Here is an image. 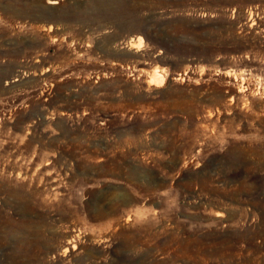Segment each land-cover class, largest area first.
<instances>
[{
    "label": "rangeland",
    "instance_id": "1",
    "mask_svg": "<svg viewBox=\"0 0 264 264\" xmlns=\"http://www.w3.org/2000/svg\"><path fill=\"white\" fill-rule=\"evenodd\" d=\"M57 1L0 0V264H264V0Z\"/></svg>",
    "mask_w": 264,
    "mask_h": 264
},
{
    "label": "bare ground",
    "instance_id": "2",
    "mask_svg": "<svg viewBox=\"0 0 264 264\" xmlns=\"http://www.w3.org/2000/svg\"><path fill=\"white\" fill-rule=\"evenodd\" d=\"M57 2H58L57 0H48V3H49V4H52V5H53V4H56ZM155 75H156V74H155ZM155 75L152 77V80H151V81H160V79H158V74L156 75L157 77H156ZM162 79H163V78H162ZM161 81H162V80H161Z\"/></svg>",
    "mask_w": 264,
    "mask_h": 264
},
{
    "label": "trees",
    "instance_id": "3",
    "mask_svg": "<svg viewBox=\"0 0 264 264\" xmlns=\"http://www.w3.org/2000/svg\"><path fill=\"white\" fill-rule=\"evenodd\" d=\"M147 39H148V41L150 42L149 38H147ZM151 41H152L153 44L156 43L157 45H159L158 42H157V40H151ZM150 43H151V42H150ZM160 45H161V44H160ZM157 47H159V46H157Z\"/></svg>",
    "mask_w": 264,
    "mask_h": 264
}]
</instances>
